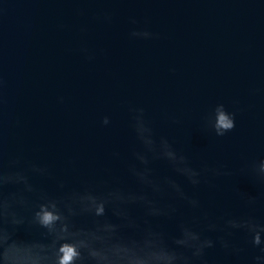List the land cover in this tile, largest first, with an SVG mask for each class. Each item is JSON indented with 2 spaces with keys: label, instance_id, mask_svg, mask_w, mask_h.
<instances>
[{
  "label": "water",
  "instance_id": "95a60500",
  "mask_svg": "<svg viewBox=\"0 0 264 264\" xmlns=\"http://www.w3.org/2000/svg\"><path fill=\"white\" fill-rule=\"evenodd\" d=\"M141 118L158 144L162 137L109 0H0V171H23L35 189L24 192L26 204L13 205L15 217L0 218V229L12 231L13 239L46 241L32 216L41 192L59 196L63 182V191L143 190L177 209L175 219L150 218L153 227L177 235L182 221L214 239L197 208L170 188L163 195L144 188L132 174L133 166L145 167L134 153L144 152L154 180L172 179L190 196L180 175L163 158H153L138 138ZM33 165L49 175L33 172ZM23 187L7 185L3 193ZM130 211L143 217L138 205ZM108 216L115 221L110 210ZM207 258L209 264H229L217 243Z\"/></svg>",
  "mask_w": 264,
  "mask_h": 264
},
{
  "label": "clouds",
  "instance_id": "9594fccd",
  "mask_svg": "<svg viewBox=\"0 0 264 264\" xmlns=\"http://www.w3.org/2000/svg\"><path fill=\"white\" fill-rule=\"evenodd\" d=\"M135 127L138 138L153 158L166 160L191 185L198 186L201 183V170L193 167L188 156L177 151L166 138H161L157 144L144 118ZM214 127L218 135H223L234 127L233 120L224 111L218 110ZM134 155L145 165L142 169L135 166L131 168L140 185L161 195L170 188L191 208L200 207V201L187 195L176 181L169 178L163 182L154 180L146 153L136 152ZM31 170L40 175H49L45 167L33 165ZM202 171L214 176L230 175L221 172L220 168L206 165ZM255 175L264 183V160L260 162ZM20 184L24 186L22 190L3 193L5 186ZM59 188L62 190L59 196L41 192V202L32 216L33 223L45 230L46 241L13 239L12 231L0 229V261L3 264H209L207 250L214 248L217 240L228 254L239 255L243 251L228 239L233 230L245 232L250 237L252 247L258 249L251 264H264V223L251 215L227 216L222 225L209 222L208 231L223 233L217 240L182 221L178 223V234L170 236L153 227L150 218L175 219L177 209L171 204L149 198L143 190L113 188L97 193L86 188L63 191V182ZM33 191L34 186L23 171H0V218L6 220L8 216L15 217L13 205L26 204L24 192ZM240 195L246 206H255L256 197L243 193ZM133 205L143 209L142 218L132 216L130 207ZM109 210L115 221L109 218ZM80 218H87V222H78ZM12 222L23 223L15 219ZM36 248L42 254L35 252Z\"/></svg>",
  "mask_w": 264,
  "mask_h": 264
}]
</instances>
